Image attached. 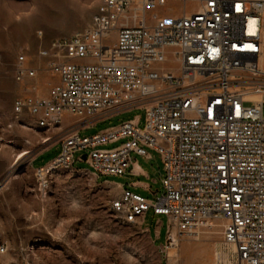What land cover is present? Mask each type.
<instances>
[{
	"label": "built area",
	"instance_id": "1",
	"mask_svg": "<svg viewBox=\"0 0 264 264\" xmlns=\"http://www.w3.org/2000/svg\"><path fill=\"white\" fill-rule=\"evenodd\" d=\"M98 2L90 27L40 52L59 83L46 97L13 105L17 120L28 115L37 129L60 136L59 156L36 169L41 193L49 174L76 170L84 156L100 179L126 175L131 156L148 158L151 150L162 158L163 194L152 201L122 189L112 212L126 224L150 211L166 216L170 247L221 223L229 264H264V0ZM171 2L196 9L148 22V10ZM36 75L20 56L17 82ZM133 109L146 111L144 128L133 119L92 137L63 135L65 115L90 126Z\"/></svg>",
	"mask_w": 264,
	"mask_h": 264
},
{
	"label": "rangeland",
	"instance_id": "2",
	"mask_svg": "<svg viewBox=\"0 0 264 264\" xmlns=\"http://www.w3.org/2000/svg\"><path fill=\"white\" fill-rule=\"evenodd\" d=\"M98 1L0 0V246L6 248L0 254V264H220L219 258L229 264L232 250L224 244L221 223L198 235L177 237V245L170 247L167 242L159 245L166 240L170 225L166 216L150 211L142 222L126 224L112 212L110 202L121 194L112 183H121L152 201L163 194L164 170L157 152L148 150L150 160L132 155L133 163L148 173L147 180L126 175L97 179L86 162L77 161L76 170L59 169L49 174L47 195L41 193V178L30 161L47 149L34 168L56 159L61 152L60 136L37 129L28 115L23 117L24 122L17 120L13 105L19 98L36 95L29 82L40 79L44 91L59 83L50 70L49 59L41 57L40 52L53 41L90 27ZM195 9L191 2H171L148 10L147 20L150 23L153 14L173 19ZM22 55L37 75L19 83L15 71ZM168 67L176 65L170 63ZM133 119H139L140 128H144L146 111L114 114L80 130V136L91 137ZM64 123L68 126L69 120L65 118ZM124 142L102 148L112 150ZM87 154L80 152L75 158ZM134 182L146 184L151 190L137 188ZM147 228L154 232L158 229L162 241L155 244Z\"/></svg>",
	"mask_w": 264,
	"mask_h": 264
},
{
	"label": "crops",
	"instance_id": "3",
	"mask_svg": "<svg viewBox=\"0 0 264 264\" xmlns=\"http://www.w3.org/2000/svg\"><path fill=\"white\" fill-rule=\"evenodd\" d=\"M30 80H32V79H30ZM29 84L30 85H34V89H35L36 96L46 97L48 95V91L49 90H45L44 91V88H42L43 86L41 85L40 79H38L36 83L29 82ZM110 117H112V116H109V118ZM65 118H67L69 120V125L66 126L64 124V134L63 135H66V134H69V133H73V132H77V134L80 135V130H82L84 128H89V127H92L93 125H95V123H94L93 125L91 124L90 126H85L84 125V121H82L80 119H77V118H74V117H71L69 115H65L64 116V119ZM105 119H108V117L105 118ZM105 119H102V120H105ZM98 121H101V120L98 119L96 122H98ZM103 131H105V130H103ZM94 135H92V136H94ZM83 137H88V136H83ZM47 150H45V151H47ZM45 151L41 152L40 154H38L37 156H35L34 158H32V160L30 161V165L33 167V169H39V168L45 167L44 165L43 166H40L38 168H34V166H33L34 163L39 158V156L42 155ZM135 156H137V155H135ZM148 156H149L148 158H144V157H142V158H144L146 160H150L151 159V154L149 152H148ZM126 176L131 177V178H137L139 180L140 179H146L147 180V179L150 178L149 175H148V173L144 169H142V167L139 164H137V163L134 164L133 163L132 156H131V166H130V169H129L128 173L126 174ZM112 184L115 185V186H117L121 190V192H122V189L123 190L126 189V190L132 191L129 187H125L121 183H112ZM133 184L137 188H144L146 191H150L151 190V188L148 185H146V184H143V183H140L139 184L137 182H134ZM132 192L135 193V194H137V195H140V194H138V193H136L134 191H132ZM140 196H142V195H140ZM146 230L149 232L150 239L153 240L155 244H157L159 241H162V236H161L160 231L158 229H156L155 232L152 231V230H150V229H148V228ZM164 243H166V240L163 243L159 244V245H163Z\"/></svg>",
	"mask_w": 264,
	"mask_h": 264
},
{
	"label": "bare ground",
	"instance_id": "4",
	"mask_svg": "<svg viewBox=\"0 0 264 264\" xmlns=\"http://www.w3.org/2000/svg\"><path fill=\"white\" fill-rule=\"evenodd\" d=\"M262 62L264 63V59L262 60ZM253 99H254V100H259V98H258V97H254ZM45 141H48V140L46 139ZM24 155H26V153H25V154H23V155H20V158H21L22 156H24ZM175 245H177V240H176V243H175Z\"/></svg>",
	"mask_w": 264,
	"mask_h": 264
},
{
	"label": "water",
	"instance_id": "5",
	"mask_svg": "<svg viewBox=\"0 0 264 264\" xmlns=\"http://www.w3.org/2000/svg\"><path fill=\"white\" fill-rule=\"evenodd\" d=\"M83 161H84V162L86 161V157H85V156L83 157Z\"/></svg>",
	"mask_w": 264,
	"mask_h": 264
}]
</instances>
